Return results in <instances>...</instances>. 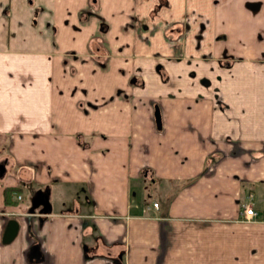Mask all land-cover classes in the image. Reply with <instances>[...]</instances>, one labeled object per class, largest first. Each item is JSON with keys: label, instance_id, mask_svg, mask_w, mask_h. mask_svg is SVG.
<instances>
[{"label": "crops", "instance_id": "1", "mask_svg": "<svg viewBox=\"0 0 264 264\" xmlns=\"http://www.w3.org/2000/svg\"><path fill=\"white\" fill-rule=\"evenodd\" d=\"M0 163V264H264V0H0Z\"/></svg>", "mask_w": 264, "mask_h": 264}, {"label": "built area", "instance_id": "2", "mask_svg": "<svg viewBox=\"0 0 264 264\" xmlns=\"http://www.w3.org/2000/svg\"><path fill=\"white\" fill-rule=\"evenodd\" d=\"M158 205V201H152L151 206L156 207ZM150 205L146 207L149 208ZM259 216L258 210L254 206V201L252 199V194L250 193L247 201H245L240 210V218L246 221L257 220ZM264 218V216H263Z\"/></svg>", "mask_w": 264, "mask_h": 264}, {"label": "water", "instance_id": "3", "mask_svg": "<svg viewBox=\"0 0 264 264\" xmlns=\"http://www.w3.org/2000/svg\"><path fill=\"white\" fill-rule=\"evenodd\" d=\"M158 118L159 117L157 114V119ZM3 170H4V165H3V163H0V174H2ZM17 228H18V223H17L16 219L10 218L7 222L5 229H4V232L2 235V240L4 242L10 241L15 236Z\"/></svg>", "mask_w": 264, "mask_h": 264}, {"label": "trees", "instance_id": "4", "mask_svg": "<svg viewBox=\"0 0 264 264\" xmlns=\"http://www.w3.org/2000/svg\"><path fill=\"white\" fill-rule=\"evenodd\" d=\"M11 190H13V189H9V191H11ZM4 196H5V198H6V196H7L6 192H5V195H4Z\"/></svg>", "mask_w": 264, "mask_h": 264}]
</instances>
